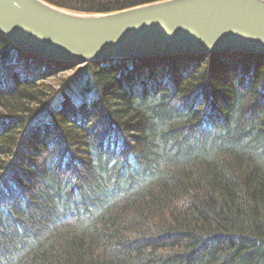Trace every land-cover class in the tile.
I'll list each match as a JSON object with an SVG mask.
<instances>
[{"label":"trees","instance_id":"obj_1","mask_svg":"<svg viewBox=\"0 0 264 264\" xmlns=\"http://www.w3.org/2000/svg\"><path fill=\"white\" fill-rule=\"evenodd\" d=\"M0 264H264V55L77 67L0 37Z\"/></svg>","mask_w":264,"mask_h":264},{"label":"water","instance_id":"obj_2","mask_svg":"<svg viewBox=\"0 0 264 264\" xmlns=\"http://www.w3.org/2000/svg\"><path fill=\"white\" fill-rule=\"evenodd\" d=\"M0 37L20 51L77 67L126 58L264 55V0H164L105 14L0 0Z\"/></svg>","mask_w":264,"mask_h":264},{"label":"rangeland","instance_id":"obj_3","mask_svg":"<svg viewBox=\"0 0 264 264\" xmlns=\"http://www.w3.org/2000/svg\"><path fill=\"white\" fill-rule=\"evenodd\" d=\"M75 73H76L75 70H69V71L63 72L62 74L60 73V74H59L60 76H58V78L60 79V78L62 77V79H63V78H64V79H67L68 77L73 76ZM82 80L85 81V80H86V76H84V77L82 78ZM51 81H52V80H51ZM53 84H54V83H53ZM74 86H75V88H76L77 91H80V90H78V89L80 88V85L78 84L77 81H76V83H75ZM77 87H78V88H77Z\"/></svg>","mask_w":264,"mask_h":264}]
</instances>
